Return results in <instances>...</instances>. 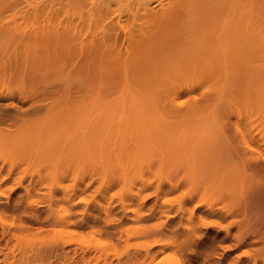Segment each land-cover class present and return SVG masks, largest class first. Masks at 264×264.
<instances>
[{
  "label": "rangeland",
  "instance_id": "rangeland-1",
  "mask_svg": "<svg viewBox=\"0 0 264 264\" xmlns=\"http://www.w3.org/2000/svg\"><path fill=\"white\" fill-rule=\"evenodd\" d=\"M17 1L18 0H15V1L14 0H0V56L5 58V59H3L2 57H0V88L1 89L3 88L2 90H5V91H7L9 89L12 91L15 90V92H14L15 95L13 96V98H11V97L0 98V112L4 113V115L2 114L3 115L2 118H0V143L2 142V144H0V149H1V147L3 148L2 150H0V165H1L0 166V179H2V180H0V182H1L0 183V264H80V263L81 264H91L93 262H94L93 264H108V263H110V264H175L176 262H178L179 264H181V263L182 264H264V258H262V257H264V205H262V204H264V195H262V194H264V172H261V170L264 171V165H262V166L260 165L261 164L260 162H262V164H264V155H261L260 158L258 159L259 163L252 161V163H253L252 164L248 159H246V157H247L246 153H247V155L249 154V157H250V151L251 150L246 148V147L244 148L245 144H243L242 141L240 140L241 136H240V133H238V131L240 129L241 130L245 129L244 132L248 131V135L246 132L245 133H246V135L249 139V142L251 144L250 148L256 149L258 152H261L262 154H264V142H262V141H264V138H262V137H264V131H262V127H264V122H262V121H264V120L259 122V120H261L260 117L262 119H264V113L261 112V107L258 106V104L260 105V103H258V101L256 99L258 96L257 97L253 96V94L256 92L255 89H257L258 87H259L258 88L259 90L257 89L258 91H261V89L264 90V86H262V85H264V82H260V79H262V81H264V48H261L260 51H256V52H252V50L255 51V49H257V48H255V49L249 48L251 50V52H249V53L247 52L250 55H247L249 58L246 60L247 61L249 60L250 63H249V61L246 63L247 69L246 68L240 69V67H238L240 65L242 67H245V66H243V65H245L244 63L246 62V60L244 61V57H245L244 56L243 58H241L242 61L240 60L241 62H244V63L239 62L237 65L238 69H240L242 71L237 70V75H236L237 77L233 76L234 78H233L232 82H231L232 79L230 80V77H229L230 81L228 80L229 81L228 83L231 82V84H229L231 87H228V83L225 84V85H227L228 88L226 86H223L224 88L226 87L227 90L223 89L224 93H222V91H221V93H220L222 95L221 99L219 98L220 96L217 97L218 93L215 91V90H217V88L212 89L217 93V95L214 97L219 98L217 101L216 100L217 98L214 99L212 97V99H214V102L217 101V104H218V102L220 105L222 104L221 107L223 106V103H225V102L227 103V104L226 103L224 104V106H225V108L223 107L224 111L220 107L222 110L223 116H221L222 114L219 113L220 117H219V119H216L217 122H218V120L219 121L221 120L218 123H220L219 128H220V126L221 127L223 126L222 128H220L223 130H220L219 133L216 132V133L211 134L214 137V139L212 138V142L210 141L211 139L208 140L209 145L211 147L208 145V141L205 142L207 144L202 143V145H201V143L198 142L199 144L197 146L199 147V149L197 147H195L196 150L194 149L195 153H196V151H198L197 152L198 155H197V153L196 154L194 153V155H193V158L195 157L197 160V157H198V160H199V161L197 160L198 161L197 162L195 160V158L193 159L196 162L197 170L194 167L195 165L193 166L190 164L191 167L193 166L191 168V170L193 169V171L195 172L194 177L192 176V174L190 176L194 179L192 181V180H190V177L189 178H187L188 176L184 177L185 174L187 175L188 173H191L190 171H188L189 168L186 169V166L184 164V162H186V157H185V161H184V158H182L181 156H179V157L182 159V161H180L178 159V157H176L177 155H181L183 153V150L181 151L179 149V151L182 152V153H179V151L177 150L178 149L177 147H176L177 149H174L175 151L171 148L173 146L169 147V148H171V150L168 149L167 143H168V140L171 141V139L167 138V140L165 142V141H163L164 138L162 139L159 136V138L156 139V137H155V139H152L153 141L150 140L151 143L149 141H148L149 142L148 143L145 140L146 138L144 139L143 138L144 136L142 134H139V136H141V137L140 138L137 137V138H139L137 141L133 137V140H134L133 141L132 137H130V135H132L133 132H130V134L128 132L129 139H128V134L126 132L124 133V131L120 132V134L122 133L120 136L118 133V125H119V124H117L118 122L116 123V125H114L115 124L114 121H113L114 123H112L111 121H106L104 123L105 124L104 125L103 124L104 120L102 121V119H100V118L97 119V117H95L94 119L91 118L90 121H93L91 123L89 121L91 126L89 125V127L87 126L88 128L86 127L87 129L85 128L87 130V132H89V130L91 129L90 133H89L91 135V137L88 138V135L86 137L84 135V134H87L86 132H84V134L82 133V129H84V128L83 127L80 128V124L77 125L78 124V121H76L77 118L76 119L73 118L74 117L73 113L76 112L75 109H78V106H79V109L81 107V105H79V104L82 103L84 106V104H86L87 101H88L87 103H90L89 102L90 97L92 98V96L96 95V93L94 94L95 89L97 90V94L101 93V95L102 96L104 95L105 98L108 96V98H106V99H109L110 97L111 98L114 97L118 91V88H117L118 86L116 87V85H114V83L108 84L109 85L108 86V85H105L106 81L103 82V84H102L103 79L101 80V77L106 76V75H104V76L102 75L103 71H104L102 69L107 68L108 66L110 68V65L112 66V63L110 64V62H108V61H106V62L101 61L100 64L101 63L102 64L101 65L98 64L100 66V69H98L99 66L97 68H95V66H97V65L94 66V64L96 62L97 63L99 62V58H96V56L94 55L93 57H95V58L92 59L94 61V63L92 62V64H91L89 61V59L92 58V55H91L89 59L87 56L84 57L85 59L83 58L84 60H86V62L82 60L81 62H83V63H81V62L79 63L82 68L80 66H77V68L74 67V65L77 64L76 61L78 60L75 58V55H73V57L71 56V54L76 53V50H74V48H76L74 45L75 41H74V39L71 40V37H69L70 35L68 36V35L64 34V37L66 38V40H65V38L62 36V34L64 32L63 31H62L63 33L60 32L62 34H59V32H58L62 29L60 24L58 25L59 20L61 21V19H62V18L60 19V15H61L60 12L62 10L61 5H65L67 8L66 9L67 11L64 10V12H66V13L63 12L65 15V14H67V12H71V11H68V7L70 9V6H71L70 3L72 0H69V2H68V0H66V1L65 0H61V1L60 0H56V1L55 0H47V1H49L47 3H50V1H51L52 4H49V6H51V8L53 7L52 9L49 7L50 10H48L47 13L37 14L39 16H37V15L32 16V14H30V15L26 14L25 15L26 18L22 14L23 12L22 13L19 12L20 11L19 9H21V7H22L21 10H23L24 8L26 9V6L29 7L28 5L30 3L32 4V2L34 0H31V1L28 0V2H27V0H24V1H26L25 4H24L23 0H22V4H21V0H19L20 5L15 4V2L19 3ZM57 1L59 2V4L57 3ZM253 1H256V0H253ZM261 1L264 2V0H261ZM261 1H259V3L255 2L254 4L255 5L256 4L264 5V4H262ZM66 3H68V5ZM13 4H15V5H13ZM9 6H11V7H9ZM15 6H17V7H15ZM49 11H50V13H49ZM76 11L72 14L73 18H75L76 16L79 15ZM63 13H62V15H63ZM40 14H41V17H40ZM20 15H21V17H20ZM22 15L24 18L22 17ZM62 15H61V17H62ZM72 15H71V17H72ZM17 28H19V29H17ZM13 29H14V32H13L14 34L12 33ZM55 29H57L56 30L57 32H55ZM17 32L19 33L18 35H16ZM28 32H29V34H27ZM36 34H38V36ZM28 35H30L32 38H30V36H28ZM15 36H17V37L20 36L18 38V40L20 39L19 42L16 41L17 38ZM59 36H61V37H59ZM66 36L69 37L70 39L67 38ZM22 37H24V38H22ZM57 37H58V41H57ZM21 39H24V41ZM30 39H32V40H30ZM21 41H23V42H21ZM65 41H67V42H65ZM59 42H61V44ZM66 44H67V46H66ZM59 46L63 47V48L60 47L61 50H64V51L67 50V51H65L66 52L65 53L66 58L68 59V57L70 58V56H71V58H70L72 60L71 66L76 68L75 70H73L74 73L71 74V77H70V73L73 72L71 70L73 67L71 68V66L68 65V63H69L68 61H70V59L67 61L68 63L66 64L65 62L67 59L64 57H61L60 54H62V53H60L61 50H60ZM26 47H28V48L30 47L29 50H26L27 49ZM66 47H67V49H66ZM252 47L254 48V45ZM26 51H29V52H26ZM64 51H63V54H64ZM4 54H5V56H4ZM63 54H62V56H63ZM25 55H26V57H25ZM67 55H68V57H67ZM14 57H16V58L14 59ZM77 57H78V55H77ZM1 58H2V60H1ZM7 58H9V59H7ZM63 59L64 60L66 59V60L63 62V61H61ZM11 62H13V63H11ZM20 63L22 64V66ZM108 63L110 65H108ZM248 63L250 64V67L247 66ZM64 64L66 66H64ZM82 64H83V66H82ZM85 64H87V65H85ZM4 65H5L6 69L3 68ZM16 65L21 66L20 69ZM103 65H105V66H103ZM68 66L71 69H69V68L67 69ZM88 66H90V67H88ZM12 67H13V69H12ZM63 67H66V68H63ZM78 67L81 68L80 72H79L80 68H78ZM237 67H236V69H237ZM64 70H65V72H64ZM98 71L99 72L102 71V72L99 73ZM107 71L108 70L106 69L104 71V73L107 74ZM243 71H245V73ZM246 71L249 73V76H248L249 79H248V77H246L248 74ZM79 73L81 74L80 78L82 77L81 78L82 80L80 78H78ZM82 73H84V76ZM250 73H251V75H250ZM60 74H63L64 76L63 75L61 76ZM67 74L69 75V77H68L69 80L66 78L68 76ZM74 74H75V77H77L76 79H75V77L72 78L74 76ZM10 75H12V76H10ZM65 75H66V77H65ZM60 77L62 79L65 78V80L61 81ZM231 78H232V76H231ZM75 80H77V82H78V83L77 82L76 83L79 85V89H78V85L77 86L75 85L76 84L74 82ZM83 80H85V81H83ZM89 80H91L93 83H96L98 87H95L96 85H94ZM108 80H107V82H108ZM249 80L252 82V84H251V82H249ZM253 80H255V82H258V83H255L256 84L255 85ZM68 81L71 82V85H70V83H68ZM110 82H112V81H110ZM7 83H8V86H7ZM72 83H74V84L72 85ZM91 83L94 85L93 88L91 87L93 85L89 86V84H91ZM247 83H250L251 86L254 85L255 87L252 86L250 89V85L248 84L249 85L248 86ZM83 85H84V87H83ZM246 85H247V90H245ZM11 86H12V88H10ZM72 87H73V91H72ZM1 89H0V92L2 91ZM65 89L71 90V91H69V93H68V91ZM53 90H56V93L53 92ZM202 90L205 91V90H209V89H204V88L193 89L194 93H192L193 91L185 90L186 93L184 92L183 94H181L182 96L180 95V97H182L184 99H180V100L188 101L189 99H192L191 97H189V95H191L192 97L196 96V98L198 97L197 99H199L201 97L200 95L202 94L201 93ZM225 90H226V92H225ZM65 91H66V93H65ZM76 91H78V92H76ZM248 91L250 93L247 95H249V97L251 96V100H254V101L250 100L252 102V104L255 103V105H253V106H251V102L249 101V99H247L249 97L247 95L244 96L246 94V92H248ZM251 91H253V94ZM41 92H43V93L41 94ZM45 93L48 96H46ZM74 93H76V94L78 93L79 95L77 94V96H76ZM211 93H213V91ZM60 94L61 95L63 94L62 97ZM214 94H212V96ZM224 94H227V95H224ZM235 94H238L237 96H239V97H236ZM257 94H259V93H257ZM54 95H56V96H54ZM65 95H67V96H65ZM68 95H69V98L67 100L66 97H68ZM58 96L60 98H58ZM83 97H84V99H83ZM252 97H254V98L252 99ZM244 98H245V102L243 101ZM35 99H37L38 101H36ZM42 99H46V101L43 103H45L47 106L45 104H43L44 106L41 104ZM57 99H62V100H60V102L61 101L62 102L59 103V100H57ZM75 99L78 101L82 100V102L79 101L80 103L79 102L77 103V101ZM85 99H87V100H85ZM31 100H33V101L35 100V102H37V103H34L36 106L34 104H31V102H30ZM47 100H48V103H47ZM84 100H85V102H84ZM258 100H260V99H258ZM11 101L15 102V105H13L15 107H13L12 105L10 106L8 104ZM65 101H66L67 105L65 104ZM222 101H223V103H222ZM255 101H257V102H255ZM249 102H250V104H249ZM49 103L50 104L52 103L51 105H53L54 108L52 107L49 109V105H50ZM69 103H70V105H69ZM231 103L233 106L231 105ZM228 104H229V106H227ZM5 105L6 106L9 105V106L6 107ZM33 105L38 110H35L36 108H33L34 107ZM74 105H77V106H74ZM255 106H257L258 108ZM69 107L73 108V110H74V111L72 110L73 113H70V115H69V111H71V109L69 110ZM86 107H87V105H86ZM158 107L160 109L162 108L159 105H158ZM252 107H254L255 109L257 108L258 112H257V110L255 111L254 108L252 109ZM61 108L62 109L65 108V109L62 111ZM59 109H61V110H59ZM249 109H250V111H249ZM19 110H20L21 114L19 113ZM48 110H50V111H48ZM225 110L228 113L225 112ZM252 110H254V113ZM2 111H4V112H2ZM86 112H88L87 109H86ZM216 112H218V111H216ZM256 112H257V114H255ZM66 113L69 117L66 115ZM83 113H85V111L81 112V114H82L81 116H83V118H84L85 115H83ZM229 113H230V115H229ZM250 113H251V115H250ZM64 114L66 116H64ZM75 114H80V113H75ZM87 114L89 116V113H87ZM237 114H238V117H237ZM42 115H44V116H42ZM47 115H48L50 120H48ZM227 115H229V116H227ZM15 116L16 117L18 116L16 121H15V119H16ZM81 116H79L80 120H82ZM88 116H87V118H88ZM256 116H258V117H256ZM10 117H12V118H10ZM19 117H23V118L20 119ZM79 117H78V120H79ZM61 118L63 119L62 120L63 122L60 120ZM51 119L54 120V121L52 120V122H54V123L51 122ZM64 119H66V120L64 121ZM251 119H253V120L251 121ZM58 120H59V123H58ZM80 120H79V122H80ZM88 120H89V118H88ZM100 120H101V122H100ZM256 120H257V122H256ZM84 121H86V120H84ZM98 121H99V123H96ZM223 121H225V122H223ZM67 122H69V123H67ZM94 122H95V124H94ZM261 122H262V125H260ZM85 123L86 124L83 123V125H87L88 122H85ZM109 123H111L112 126L114 125L115 128H113L112 126H109ZM237 123H238V125H237ZM253 123L254 124L256 123L255 126ZM56 124H58V125H56ZM66 124H69L70 127ZM223 124L226 125L225 128H224ZM51 125H53V127ZM72 125H74V126H72ZM76 125H77V127H76ZM102 125H103V127H102ZM66 126H68V127H66ZM104 126H105V128H104ZM77 128L81 129V131H79V129H77ZM102 128H104V129H102ZM217 128H218V126H217ZM236 128L239 130H237ZM258 128H261V130ZM21 129H24V130L22 131ZM69 129H71V130H69ZM74 129L78 130L79 132H77V131L75 132ZM62 130H64L63 133H61ZM103 130H107V131H105L108 134V136L106 135L107 136L106 138L104 136V134H106V133H104V134L102 133ZM33 131H35V132H33ZM44 131H46V132L44 133ZM261 131H262V133H261ZM70 132H72V133H70ZM80 132H81V134H79ZM108 132H110L111 135ZM228 132H230V133L228 134ZM258 132H260V134H257ZM41 133H43V134H41ZM67 133H69V134L66 136ZM73 133H76V134H74V136H73L72 135ZM233 133L236 135V137H235V135H233ZM33 134H35V135H33ZM48 134H49V136H48ZM78 134L80 137H78V136L76 137V135H78ZM18 135L20 136V138ZM41 135H43V136H41ZM113 135H114V137H113ZM258 135H260V136H258ZM31 136H32V138H31ZM34 136H36V137H34ZM83 136L86 137V142H88V141H89L88 143L91 142V145H89L88 143H85V139H82ZM97 136H99V138H100L99 140H98ZM100 136L101 137L104 136V137L101 138ZM230 136H232V137H230ZM73 137H76L77 140L76 139L74 140ZM108 137H111V138H108ZM115 137H117L116 141L114 140ZM1 138L3 139V141ZM8 138H9V141H8ZM25 138H27V139H25ZM63 138H65V140H63ZM141 138H143V139H141ZM232 138H235V139L232 140ZM48 139H50L51 142ZM223 139H225V140H223ZM258 139H260V140H258ZM40 141H42L43 143ZM48 141H49V144H48ZM61 141H62V144L60 143ZM75 141L79 142V143H76ZM98 141H100L101 143ZM113 141H115V142H113ZM122 141H124V142H122ZM127 141L129 143H127ZM188 141H190V140H188ZM134 142L136 144L135 146H134ZM162 142H165V143L162 144ZM3 143H5V144H3ZM64 143H66V144L64 145ZM131 143H132V145H131ZM141 143H142V145H144V146H142V148L144 147L145 150L147 151V153L145 150L141 151L142 150ZM173 143L175 144L176 142L173 141ZM191 143H192V141H191ZM45 144H47V146ZM79 144H82L81 151L79 150L81 145L77 146ZM87 144L89 145L88 146L89 148L86 147ZM127 144L128 145L130 144L129 145L130 147ZM151 144H153V145H151ZM186 144L190 145L188 142ZM203 144L205 147L203 146ZM171 145H173V144H171ZM227 145H229V146H227ZM59 146H60V149H59ZM113 146H114V149H113ZM202 146L205 148V150L203 149ZM46 147H49V148H47V151L45 150ZM62 147L65 149L62 150ZM77 147H79V148H77ZM90 147H91V149H90ZM137 147H139V148H137ZM5 148H6V150H5ZM105 148H107V149H105ZM108 148H109V150H108ZM132 148H133V150H132ZM155 148L159 149V150H157V152H156ZM225 148H226V150H225ZM84 149H86L85 152H84ZM98 149H99V151H98ZM58 150H60V152L62 150L63 153L57 152ZM64 150L68 151V153ZM107 150H108V152H107ZM117 150H119V151L116 153ZM232 150H233V153H232ZM3 151H5V152H3ZM87 151L88 152L91 151V152L88 153ZM134 151H136L137 155L139 153L140 154L142 153L141 155H143V153H146L147 159H144V160H147L148 162L147 161H146L147 163L141 162L143 159V156L140 157V155H139L137 157V155H136V157H134L135 156ZM227 151H229V152H227ZM247 151H249V153ZM80 152L81 153L84 152V153L81 155ZM158 152H161V154ZM168 152L169 153L174 152L175 154L176 153L177 154H176V156L174 154L173 155L171 154V156H170V154ZM87 153L90 155V157H91V158L89 157L90 159L88 158ZM98 153H99V156L101 155L102 160L100 159V157L98 159V156H96V154L98 155ZM164 153L167 154L168 156L165 155ZM226 153L228 155H226ZM244 153H245V155H243ZM27 154H29V155H27ZM39 154L41 156H43V155L44 156L41 158V156H39ZM104 154L107 155L108 157L105 156ZM111 154H113L114 156L111 157L112 156ZM59 155H60V160L58 159ZM128 156L129 157L132 156V157L129 158ZM212 156L214 158H212ZM244 156H246V157H244ZM31 157H33V159H31ZM51 157H53V158H51ZM56 157H58V158H56ZM114 157L116 158V162H114L115 161ZM121 157H122V160H121ZM169 157L170 158L173 157V159H176L177 161L175 160V163L176 162L177 163L174 164L172 162L173 159L170 160ZM209 157H210V159H209ZM231 157H233V158H231ZM238 157H240V158H238ZM242 157H244L245 160ZM35 158H36V160H35ZM50 158H51V160H50ZM95 158H97L98 162L100 161L99 164L97 163ZM112 158H113V160H111ZM125 159H127V160H125ZM189 159H187L188 160L187 163L188 162L191 163L189 161ZM228 159H233V160L230 161ZM239 159H241V160H239ZM93 160L95 161V164H94ZM105 160H108V161L110 160V161L108 162ZM117 160H119V162ZM178 160L180 161L179 166H178V164H179ZM243 160L245 162H243ZM57 161H59V162H57ZM124 161L125 162L127 161L128 163L126 162V165H125ZM229 161L232 163H229ZM4 162H6V163H4ZM54 162H55V164L56 163H58V164L55 165ZM74 162H75V164H74ZM117 162L119 164H121V167L119 166V164ZM181 163H182V165H181ZM243 163H244V165H243ZM248 163H249V165H248ZM109 164L111 166H109ZM188 164H187V167H188ZM208 164L211 165L210 169H208V167H207V166H209ZM232 164H233V166H232ZM44 166H46L47 168H45ZM182 166H183V168H182ZM198 166H199V168H198ZM232 167H233V169H232ZM259 167L262 169H259ZM249 168H251V169H249ZM4 169H5V171H4ZM122 169L124 170V173H123ZM234 169H235V171H234ZM107 170H108V172H107ZM177 170L179 172L180 171L181 172L179 173ZM208 170H209V172H208ZM212 170H214V171L212 172ZM120 171H121V173L119 174L118 172H120ZM182 171H183V173H182ZM222 171L224 173H221ZM104 172L107 173V174H105L106 176L103 175ZM253 172H254V174H252ZM116 173H118V174H116ZM123 174H125V176L127 177L126 179H123L124 178L122 176ZM174 174H176V175H174ZM196 174L199 176H197ZM211 174H213L212 177H214V179L211 177ZM256 174H258V175H256ZM5 175H6V177H5ZM219 175H221L223 178L221 179L220 178L221 176H219ZM254 175H256V176H254ZM206 176H208L210 179L208 177L206 178ZM249 176H251V177L253 176V179ZM129 177H130V179H129ZM180 177L184 178L182 181L183 182L182 186L179 185L174 189H173V187L171 188L170 183H169L170 180L174 179V178L179 180ZM181 178H180V181L182 180ZM196 178L198 180H196ZM205 178H206V181H205ZM211 178L213 181H210ZM216 178L217 179L220 178V180H216ZM159 181H161L160 183L162 184V186H164L163 188L165 190H163L162 188H160V190H158L159 187H156V186H159L158 185ZM190 181H191V183H190ZM200 181H202L203 183L205 181L204 184L206 187H204V185H202L203 183ZM142 182H143V184H142ZM188 182H189L190 187L188 186ZM212 182L215 183V184L213 183V185H215V186L220 185L219 188H217L218 186H216V187L214 186L216 191H214L215 190L214 188H213L214 190L212 188H207L208 184L212 183ZM156 183H157V185H156ZM185 183H186V185H185ZM195 183H198V184H195ZM151 184H153V186ZM161 184H160V186H161ZM192 184L195 186H193ZM257 184L260 185L261 187L258 186ZM183 185H185V188H183ZM142 186L145 190L142 188ZM149 186H150V188H149ZM198 186H201V188L198 189L199 188ZM77 187H82L79 195L81 196V198H83V200L80 201L77 205H75V208H74V205H72L74 203L72 201H74V198L76 197V195H74L76 193H74V192H76ZM84 187H86V188H84ZM210 187H213V186H210ZM154 188L158 191H156ZM204 188L205 189L207 188V189L205 190ZM239 188H241V191H239L240 190ZM256 188H257V190H256ZM70 189L72 191H70ZM195 189L200 190V191H195ZM67 190L69 193L67 192ZM140 190H141V192H140ZM153 190H155V192H153L155 195L152 193ZM161 190H163V191H161ZM134 191H136V192H134ZM45 192L48 195H46ZM158 192H162V193L159 194ZM201 192H204V194L202 193L203 197H201ZM188 193H191V194H188ZM209 193H211V194H209ZM222 193H225L226 198H225V195H222ZM232 193H234V194H232ZM197 194H198V197L193 196V195H197ZM62 195L64 196V198ZM68 195H70V196H68ZM146 195H147V198L145 199ZM139 196L140 197L142 196L145 200L141 199L142 197L139 198ZM192 196L195 197V200L198 198L202 202H204V204L199 205L200 206L199 209H193L192 206L195 204L197 205L198 202L195 203L197 201L196 200L194 203H192L194 201ZM261 196H262V198H261ZM163 197L164 198L166 197V198L163 199ZM211 197L214 200H211V202H210ZM223 197H224V199H223ZM67 198L69 200H67ZM136 198H138V199H136ZM207 198H209V199H207ZM139 199H140V201L143 200V203L141 202L143 204V207H142V204H140ZM174 199H176V200H174ZM180 199L181 200H187L188 211L186 213L181 212V211H177V213H176V209H177L176 206H177ZM205 199H207V201L209 200V203L207 201H205ZM70 200H72L71 201L72 203L70 202L71 205H70V203H68V201H70ZM123 200H124V202H123ZM85 201H87V203ZM120 201L123 204H127V205H125V208H127L129 210H127V209H126L127 211L124 210L127 213L122 211L121 207L123 206V204L120 203ZM201 201H199V202H201ZM213 201H214V203H213ZM135 202L139 203L138 204L139 206ZM162 202H163V204L167 203V205L164 206L162 204ZM259 202H260V204H259ZM207 203H208V205H207ZM235 203H237V204H235ZM120 204H122V206ZM152 204H153V206H152ZM155 204H157V206ZM159 204L160 205L162 204V207ZM240 204L242 207L240 206ZM118 205H119V207H118ZM146 205L148 207H146ZM154 206H156L155 207L156 211L153 213ZM166 206H168V207H166ZM205 206H206V208H205ZM207 206L209 207L208 209H207ZM210 206H211V208H210ZM228 206H230V209ZM160 207H161V211H158L160 209ZM165 207L167 208L166 209L167 211L165 210ZM227 207H228V211H226ZM150 208H151V210H153L152 212H151ZM162 208H163V210H162ZM133 209H134V211H133ZM168 209H171L169 211L170 215H172L174 212L175 217L172 215V217H174V219H172V217H170V216H169V219L167 218L168 217L167 216L168 215L167 214ZM206 209L208 210V212L206 211ZM164 210L166 211V214H165ZM59 211H60V213H59ZM67 211L71 213V214L69 213L70 216L67 214ZM163 211H164V213H163ZM225 211H226V213H224ZM65 212H66L67 216L65 215ZM106 212L109 214L108 216L106 215L107 214ZM123 212L125 215L126 214L127 215L126 216L123 215L122 214ZM201 212L202 213L204 212L203 215L201 214ZM236 212H237V214L235 215ZM161 213H163V214H161ZM229 213L231 214V216ZM60 214L61 215L64 214L65 216H61ZM117 214H118V216H117ZM204 214H206V215H204ZM89 215H91V216H89ZM148 215H150L151 217ZM238 215H239V217H238ZM83 216H86V217L88 216V218H89L88 222L86 224H84L83 226H78V225H74V224H71V225L67 224V222H71V220L76 221V220L80 219V217H83ZM31 217H33V218H31ZM91 217H92V219H90ZM58 218H60V219H58ZM131 218H132V220H131ZM170 218H171V220H170ZM119 219H121V220H119ZM165 221L168 225H166ZM168 221H171L170 222L171 224ZM172 221H174L175 223ZM261 221H262V223H261ZM172 223H174V225H172ZM176 223H178V224H176ZM259 223H261V224H259ZM182 224H184V225H182ZM156 225H158V226H156ZM149 226H150V229H152V230H149V228H148ZM169 226H172L171 227L172 229H174L175 227L178 228V231L180 229L183 236L181 235L180 231L178 234V231L176 228H175L176 231L175 230L173 231L171 228H169ZM181 226L182 227L187 226V227H189V230L191 228V231H193L195 229L197 231L195 230V232L193 231V233L192 232L189 233L191 235H188L186 237L188 228L184 227L185 228V231H184V229L183 230L181 229L182 228ZM190 226H192V227H190ZM186 228H187V230H186ZM168 229H169V231L172 230L174 232V233L170 232V234H172V236H174L175 233H177L179 236H181L178 238H180V239L183 238V239L179 240L182 243V244H180L181 246H179V248L177 246L174 247L173 244L171 247L170 243L167 244V246H169L168 248H166L167 247L166 245H165V247H162V244H160L161 246L160 245L159 246L161 247V249L157 244H153V245L150 244V243H152V241H154V239H159L157 237L159 236L158 232L160 230H161V233H167V235H165V236L163 234H160V237H161V235L164 236L163 240H165V237L169 238V236H171V235L168 236V233H169ZM165 230L168 232H166ZM182 231L186 232V233L183 234ZM143 232H145V233L147 232L148 234L145 235V233H143ZM60 233L63 236L62 235L60 236L59 235ZM154 233L155 234L158 233L157 237H156V235H151ZM57 235H59V236H57ZM68 235L73 236V237H71V239L73 238L72 240H75V242L71 241V239H69L70 237ZM184 235L186 237L185 238L186 243L184 242V245H183ZM175 236L177 238V235H175ZM175 236H174V239H175ZM162 237H161V239H159L161 241V243H162ZM101 239H103V241ZM104 239H105V241H104ZM169 239H171V241H173L172 238H169ZM68 240H70V241H68ZM166 240H168V239H166ZM165 241H163V243ZM177 241L178 240L176 239V242ZM179 241H178V243H179ZM174 242H175V240H174ZM82 243H84V244H82ZM95 243H98V244H95ZM105 243L107 246L105 245ZM165 243H167V241ZM82 245L86 246V247H83ZM149 245H152V246H149ZM175 245H179V244L176 243ZM145 246H147L149 249L151 247V249H150L151 251L149 249H145V248H147ZM185 246L186 247L189 246V247L186 248ZM100 247L103 249H101ZM183 247L185 250L183 249ZM164 248H165V250H164ZM32 249H35V250H32ZM37 250H38V252H37ZM146 250H149V252L147 253ZM158 250H159V252H158ZM160 250H162V251H160ZM100 251H102V252H100ZM107 251H109V252H107ZM147 254H149V255H147ZM161 255L163 256V258ZM145 257H146V259H145ZM150 257H151V260H150ZM159 257H161L160 259H162V260L164 259L165 262L160 261ZM105 258H106V261L104 260ZM175 258L177 259L176 261H175ZM85 259H86V261H85ZM87 259L89 260V262L87 261ZM5 260H7L9 262H7Z\"/></svg>",
  "mask_w": 264,
  "mask_h": 264
},
{
  "label": "bare ground",
  "instance_id": "bare-ground-1",
  "mask_svg": "<svg viewBox=\"0 0 264 264\" xmlns=\"http://www.w3.org/2000/svg\"><path fill=\"white\" fill-rule=\"evenodd\" d=\"M15 1V0H14ZM24 1V0H23ZM29 1H31V0H29ZM56 1V0H55ZM61 1V0H60ZM66 1V0H65ZM253 0H72L71 1V3H70V9H69V7H68V11H71V12H67V14H65L64 15V13H66V12H64V10L65 11H67L66 9V6L65 5H61V12L63 13V15H62V13L60 12V14L62 15V17H61V15H60V19H61V21L59 20V23H58V25L60 24V26L62 27V29L60 30V31H58L59 32V34H62L63 32V34H62V36L64 37V34L65 35H70L69 37H71V40H73L74 39V41H75V47L76 48H74V50H76V53H73V54H71V56L73 57V55H75V58L76 59H78L76 62H77V64L76 65H74V67H76L77 68V66H80V62L83 60V61H85L86 62V60H84L85 58V56H87L88 57V59L90 58V56L92 55V58L91 59H89V61H90V63L92 64V62L94 63V61L92 60V59H94L95 57H93L94 55L96 56V58H99V62L97 63H95L94 64V66L95 65H97V66H95V68H97L99 65H101L100 64V62L102 61H104V62H106V61H108V62H110V64L112 63V66L108 63V65H110V68H109V66L107 67V68H103L102 70H108L107 71V74L109 75H107L106 73H104V71H103V76L104 75H106L105 77H101V80H102V84H103V82H105V85H108V84H113L114 83V85H116V87L118 88V91H117V93H116V95L114 96V97H110L109 99H106V98H108V96L105 98V96L103 95H101V93L99 94H97V90L95 89V92H94V94L96 93V95L95 96H92V98L90 97V103H87L86 102V104H84V106H83V104L81 103V104H79V105H81V107H80V109H79V106H78V109H75V111L76 112H74L73 113V108H70L69 107V110L71 109V111H69V115H70V113H73V115H74V117L73 118H77V120L76 121H78V124L77 125H79L80 124V128H86L87 126L89 127V125H90V123L91 122H93V121H90L91 120V118H95V117H97V119H102V121L104 120V122H103V124L106 122V121H111L112 123H114L115 122V124L114 125H116V123L117 124H119L118 125V133H119V135L121 136V134H120V132H122V131H124V133L126 132L127 134H128V132H129V134H130V132H133L132 133V135H130V137H132V140H133V137H134V139L137 141L141 136H139V134H142L144 137V139L148 142H150V140H152V139H155V137H156V139L157 138H159V136H160V138H164L163 139V141H165L166 142V140H167V138L168 139H171V141L170 140H168V143H167V147H168V149H170L171 150V148L174 150V149H177L178 151H179V149L182 151L183 150V153L181 152V151H179V153H182L181 155H177L176 156V154L173 152V153H169L170 154V156H171V154L173 155H175L176 157H178V159L180 160V161H182V159L179 157V156H181L182 158H184V161H185V157H186V162H184V164H185V166H186V169L187 168H189L188 169V171H190L191 173H188L187 175L185 174V176L184 177H186V176H188L187 178H189L190 176H191V174H192V176L194 177V171H193V169L191 170V168L194 166L195 168H196V170H197V165H196V162H195V160H196V158H195V160H193L194 158H193V155H194V151L196 150L195 149V147H197L198 149H199V147L197 146L199 143H201V145H202V143H204V144H207V143H205V142H207L208 140H210L211 142H212V138L214 139V137H213V135H211L212 133H216V132H220V130H223V129H220V128H222L221 126H220V128H219V124L220 123H218V122H220L219 120H218V122H217V120L216 119H219V113H221L222 115L221 116H223V113H222V110L224 111V108H225V106H224V104L226 103H223V101H222V103H223V106L221 107V105L219 104V102H218V104H217V101H218V99L220 98H222V95L220 94L221 93V91H222V93H224V90L223 89H226V87H227V85H225V84H227L231 79V82L233 81V78L237 75V70H239V71H242V70H240L241 68H246L247 69V67H246V63L249 61H247L246 59H248L249 57L247 56V55H250V54H248L249 52H251V50L249 49V48H251V49H255V48H257V49H255V51L254 50H252V52H256V51H260L261 50V48H264V5H261V4H254L255 2H257V3H259V1H261V0H256V1H253ZM17 2H19V0L17 1ZM27 2H28V0H27ZM46 2V3H45ZM47 2H49V1H45V0H34L33 2H32V4L30 3H28L29 5V7H27L26 5V9L24 8L23 10H21L22 9V7H21V9H19L20 11L19 12H23L22 14L25 16L26 14L28 15H30V14H32V16L34 15V16H36L37 14H39V13H42V14H45V13H47L48 12V10H50L49 9V7L51 8V6H49V4H52L51 3V1H50V3H47ZM64 2V1H63ZM68 2H69V0H68ZM262 2V1H261ZM260 2V3H261ZM26 3V1H24V4ZM57 3L59 4V2L57 1ZM56 3V4H57ZM61 3V2H60ZM15 4H19L20 5V2L19 3H16L15 2ZM15 4H13V5H15ZM21 4H22V0H21ZM67 5H68V3H66ZM262 4H264V2H262ZM4 5V4H3ZM6 5V4H5ZM60 6V5H59ZM9 7H11V6H9ZM13 7V6H12ZM15 7H17V6H15ZM14 8V7H13ZM20 8V7H19ZM28 8V9H27ZM53 8V7H52ZM51 8V9H52ZM47 10V11H46ZM79 14L78 16H76L75 18H73V13L75 12V11ZM58 11V10H57ZM54 12V11H53ZM59 12V11H58ZM20 13V14H21ZM49 13H50V11H49ZM56 13V12H55ZM53 14V13H52ZM23 15H22V17H23ZM71 15H72V17H71ZM37 16H39V15H37ZM43 16V15H42ZM52 16V15H51ZM20 17H21V15H20ZM40 17H41V14H40ZM24 18V17H23ZM25 18H26V16H25ZM49 18V17H48ZM9 27V26H8ZM15 29V28H14ZM14 29H13V31H12V33L14 32ZM17 29H19V28H17ZM57 29H55V32H57L56 31ZM20 31V30H19ZM34 31V30H33ZM63 31V32H62ZM54 32V33H55ZM60 32H62V33H60ZM35 33V32H34ZM37 33V32H36ZM53 33V34H54ZM14 34V33H13ZM19 33L17 32V34L16 35H18ZM27 34H29V32L27 33ZM58 34V33H57ZM56 34V35H57ZM21 35V34H20ZM37 36H38V34H36ZM55 35V36H56ZM27 36V35H26ZM28 36H30V35H28ZM36 36V37H37ZM17 39H16V41L17 42H19V40H18V38L20 37H17V36H15ZM59 37H61V36H59ZM62 37V38H63ZM67 37V36H66ZM69 37H67V38H69ZM22 38H24V37H22ZM27 38V37H26ZM30 38H32L31 36H30ZM61 38V39H62ZM65 38V37H64ZM70 39V38H69ZM21 40H23L24 41V39H21ZM30 40H32V39H30ZM65 40H66V38H65ZM68 40V39H67ZM23 41H21V42H23ZM27 41V40H26ZM25 41V42H26ZM29 41V40H28ZM57 41H58V37H57ZM65 42H67V41H65ZM73 42V41H72ZM60 44H61V42H59ZM58 43V44H59ZM59 44V45H60ZM68 44V43H67ZM67 44H66V46H67ZM28 45V44H27ZM26 45V46H27ZM254 45V48L252 47ZM257 46V47H256ZM61 46H59V48H60ZM259 47V48H258ZM27 49L26 50H29V48L28 47H26ZM61 48H63V47H61ZM61 48H60V50H61ZM66 49H67V47H66ZM70 49V48H69ZM259 49V50H258ZM249 50V51H248ZM63 51L64 50H61L60 51V53H62L63 54ZM65 51H67V50H65ZM64 51V54H63V56H62V54H60L61 55V57H64V58H66V52ZM26 52H29V51H26ZM248 52V53H247ZM15 53V52H14ZM247 53V54H246ZM25 54V53H24ZM78 55V57H77V55ZM16 55V54H15ZM4 56H5V54H4ZM71 56H70V58H71ZM98 56V57H97ZM245 56V57H244ZM0 57H2V56H0ZM25 57H26V55H25ZM60 57V56H59ZM67 57H68V55H67ZM244 57V61L246 60V62L244 63V62H241L242 61V59L241 58H243ZM3 58V57H2ZM2 58H1V60H2ZM10 58V57H9ZM9 58H7V59H9ZM16 57H14V59H15ZM18 58V57H17ZM69 57H68V59L66 60V64L68 63V65L69 66H71L72 64H71V59H70ZM84 58V59H83ZM3 59H5V58H3ZM12 59V58H11ZM24 59V58H23ZM22 59V60H23ZM70 59V61H68ZM75 59V60H76ZM13 60V59H12ZM27 60V59H26ZM25 60V61H26ZM64 59L63 60H61V61H65ZM241 60V61H240ZM10 61V60H9ZM24 61V62H25ZM59 61V60H58ZM68 61V62H67ZM2 62V61H1ZM19 62V61H18ZM62 62V63H63ZM84 62V63H85ZM244 63L245 65H243V66H245V67H242L240 64V66H238V67H240V69H238V67H237V65H238V63ZM6 63V62H5ZM11 63H13V62H11ZM81 63H83V62H81ZM249 63H250V61H249ZM247 64V66L248 67H250V64ZM2 64V63H1ZM4 64V63H3ZM7 64V63H6ZM17 64V63H16ZM21 64V63H20ZM99 64V65H98ZM85 65H87V64H85ZM3 66V65H2ZM16 66H18L19 67V69H20V67L22 66V64H21V66H19V65H16ZM61 66V65H60ZM64 66H66L65 64H64ZM69 66L67 67V69L69 68ZM82 66H83V64H82ZM103 66H105V65H103ZM14 67V66H13ZM13 67H12V69H13ZM73 66H71V68H72ZM69 68V69H71L72 71L73 70H75L76 68ZM81 67V66H80ZM80 67H78V68H80ZM85 67V66H84ZM88 67H90V66H88ZM87 67V68H88ZM236 67H237V69H236ZM3 68H5L6 69V67H5V65H4V67ZM63 68H66V67H63ZM82 68V67H81ZM81 68H80V70H79V72L81 71ZM59 69V68H58ZM98 69H100V66L98 67ZM110 69V70H109ZM236 69V70H235ZM85 70V69H84ZM21 71V70H20ZM62 71V70H61ZM68 71V70H67ZM70 71V70H69ZM235 71V72H234ZM64 72H65V70H64ZM71 72V71H70ZM99 72V71H98ZM102 72V71H101ZM101 72H99V73H101ZM109 72V73H108ZM244 73H245V71H243ZM247 72V71H246ZM10 73V72H9ZM18 73V72H17ZM72 73H74V71L73 72H71L70 73V77H71V74ZM248 73V72H247ZM255 73V72H254ZM69 74V73H68ZM67 74V75H68ZM77 74V73H76ZM83 74V76H84V73H82ZM256 74V73H255ZM22 75V74H21ZM61 76L63 75V74H60ZM78 75V74H77ZM80 73H79V76H78V78H80ZM250 75H251V73H250ZM10 76H12V75H10ZM64 76V75H63ZM231 76H232V78H231ZM234 76V77H233ZM245 76V75H244ZM249 76V73L247 74V76L246 77H248ZM65 77H66V75H65ZM69 75L66 77L68 80H69ZM75 77V74H74V76L72 77V78H74ZM229 77H230V80H229ZM237 77V76H236ZM61 78V77H60ZM77 77H75V79H76ZM82 78V77H81ZM80 78V79H81ZM86 78V77H85ZM109 80H108V79ZM66 79V80H67ZM99 79V78H98ZM247 79V78H246ZM248 79H249V77H248ZM63 80H65V78L64 79H62L61 78V81H63ZM82 80V79H81ZM107 80H108V82H107ZM229 80V81H228ZM71 81V80H70ZM70 81H68V83H70V85H71V82ZM83 81H85V80H83ZM89 81H91V80H89ZM110 81H112V82H110ZM247 81V80H246ZM254 81V84L255 83H258V82H255V80H253ZM257 81V80H256ZM66 82V81H65ZM75 83L77 82V80H75L74 81ZM81 82V81H80ZM79 82V83H80ZM92 82V81H91ZM231 82L230 83H228V87H231L229 84H231ZM249 82H251L250 80H249ZM260 82H264V81H262V79H260ZM9 83V82H8ZM8 83H7V86H8ZM61 83V82H60ZM67 83V82H66ZM78 83V82H77ZM75 84L76 86L78 85V84ZM82 83V82H81ZM84 83V82H83ZM93 83V82H92ZM89 84V86L90 85H96L95 87H98L97 86V84L96 83H93V84ZM98 83V82H97ZM74 83H72V85H73ZM250 85V83H247V85ZM251 84H252V82H251ZM94 85L93 86H91L92 88L94 87ZM206 85V86H205ZM247 85H246V87H245V90H247ZM248 85V86H249ZM256 85V84H255ZM262 85V84H261ZM62 86V85H61ZM109 86V85H108ZM223 86H226L225 88L223 87ZM252 86H254V85H252ZM251 85H250V89H251V87H252ZM260 86V85H259ZM262 86H264V85H262ZM3 87V86H2ZM69 87V86H68ZM83 87H84V85H83ZM90 87V88H91ZM208 87V88H207ZM223 87V88H222ZM227 87V88H228ZM255 87V86H254ZM253 87V88H254ZM10 88H12V86L10 87ZM67 88V87H66ZM70 88V87H69ZM68 88V89H69ZM82 88V87H81ZM91 88V89H92ZM115 88V87H114ZM197 88H204V89H211L210 91L209 90H202V94L200 95L201 97L199 98V99H197L196 98V96H191V95H189V97H191L192 99H189L188 101H182V100H180V99H184V98H182V97H180V95L181 94H183L184 92H185V90H188V91H193V89H197ZM217 88V90L219 91H217V90H215L217 93H218V95H217V93L214 91V90H212V89H216ZM220 88V89H219ZM259 88V87H258ZM257 88V89H258ZM262 88V87H261ZM260 88V89H261ZM1 89V88H0ZM3 89V88H2ZM1 89V90H2ZM7 89V88H6ZM78 89H79V85H78ZM105 89V88H104ZM231 89V88H230ZM249 89V88H248ZM255 89V88H254ZM257 89H255L256 90V94L254 93L253 94V91H251L252 92V94H253V96H258L256 99H257V101H258V103H260V105L258 104V106L259 107H261V112L262 113H264V90H262L261 89V91H258ZM40 90V89H39ZM42 90V89H41ZM65 90H67V89H65ZM109 90V89H108ZM107 90V91H108ZM227 90V89H226ZM226 90H225V92H226ZM233 90V89H232ZM5 90H2L1 92H0V98H8V97H11V98H13V96L15 95V90H7V91H5ZM17 91V90H16ZM20 91V90H19ZM45 91V90H44ZM60 91V90H59ZM58 91V92H59ZM62 91V90H61ZM68 91V93H69V91H71V90H67ZM72 91H73V87H72ZM195 91V90H194ZM194 91L192 92V93H194ZM213 91V93H211ZM18 92V91H17ZM24 92V91H23ZM49 92V91H48ZM53 92H55L56 93V90H53ZM75 92V91H74ZM76 92H78V91H76ZM100 92V91H99ZM196 92V91H195ZM208 92V93H207ZM21 93V92H20ZM43 92H41V94H42ZM47 93V92H46ZM45 93V94H46ZM50 93V92H49ZM60 93V92H59ZM58 93V94H59ZM65 93H66V91H65ZM67 93V94H68ZM186 93V92H185ZM215 93V94H214ZM250 92L248 91V92H246V94L244 95V96H246L247 94H249ZM257 93H259V94H257ZM22 94V93H21ZM48 94V93H47ZM46 94V96H48ZM52 94V93H51ZM76 96H77V94L76 93H74ZM199 94V93H198ZM212 94H214L213 96H212ZM61 95V94H60ZM63 95V94H62ZM62 95H61V97H62ZM79 95V94H78ZM81 95V94H80ZM83 95V94H82ZM100 95V96H99ZM193 95V94H192ZM217 95V97H219V98H217V97H214V96H216ZM224 95H227V94H224ZM236 95V97H239V96H237L238 94H235ZM234 95V96H235ZM26 96V95H25ZM54 96H56V95H54ZM65 96H67V95H65ZM84 96V95H83ZM86 96V95H85ZM102 96V97H101ZM182 96V95H181ZM185 96V95H184ZM242 96V95H241ZM240 96V97H241ZM248 97H249V95H247ZM64 97V96H63ZM72 97V96H71ZM188 97V96H187ZM212 97L215 99V98H217L215 101L216 102H214V99H212ZM228 97V96H227ZM235 97V98H236ZM58 98H60L59 96H58ZM68 98H69V95H68V97H66V99L68 100ZM86 98V97H85ZM179 98V99H178ZM224 98V97H223ZM254 97H252V99H253ZM83 99H84V97H83ZM92 99V100H91ZM106 99V100H105ZM175 99V100H174ZM227 99V98H226ZM247 99H249V101L251 100V96L249 97V98H247ZM258 99H260V100H258ZM36 101H38L37 99H35ZM35 100L33 101V100H31L30 102H31V104H34V103H37V102H35ZM57 100H59V103H61L60 102V100H62V99H57ZM76 100V99H75ZM85 100H87V99H85ZM85 100H84V102H85ZM225 100V99H224ZM46 101V99H42L41 100V104L43 105V104H45V103H43V102H45ZM52 101V100H51ZM54 101V100H53ZM70 101V100H69ZM77 101V103L80 101H78V100H76ZM75 101V102H76ZM244 102H245V98H244V100H243ZM251 101H254V100H251ZM250 101V102H251ZM257 101H255V102H257ZM58 102V101H57ZM80 102H82V100L80 101ZM79 102V103H80ZM228 102V101H227ZM250 102H249V104H250ZM47 103H48V100H47ZM74 103V102H73ZM236 103V102H235ZM248 103V102H247ZM10 106L12 105H15V102L14 101H11V102H9L8 103ZM50 104V103H49ZM52 104V103H51ZM50 104V105H51ZM54 104V103H53ZM65 104L67 105V103H66V101H65ZM227 104V103H226ZM8 105V106H9ZM17 105V104H16ZM35 105V104H34ZM33 105V106H34ZM46 105V104H45ZM49 105V109L50 108H52L53 107V105H51L50 106ZM60 105V104H59ZM69 105H70V103H69ZM86 105H87V107H86ZM158 105L159 106H161L162 108L160 109L159 107H158ZM231 105H232V103H231ZM237 105V104H236ZM253 105H255V103L254 104H252V102H251V106H253ZM6 106V105H5ZM8 106H6V107H8ZM30 106V105H29ZM36 106V105H35ZM33 107V108H36V107ZM44 106V105H43ZM47 106V105H46ZM74 106H77V105H74ZM73 106V107H74ZM227 106H229V104L227 105ZM233 106V105H232ZM13 107H15V106H13ZM87 109V111L88 112H86V109ZM222 108V110H221V108ZM224 107V108H223ZM255 107H257V106H255ZM48 108V107H47ZM54 108V107H53ZM236 108V107H235ZM254 107H252V109H253ZM258 108V107H257ZM257 108L255 109V111L257 110ZM62 109V108H61ZM61 109H59V110H61ZM65 109V108H64ZM64 109H62V111L64 110ZM230 109V108H229ZM14 110V109H13ZM35 110H38L37 108L35 109ZM54 110V109H53ZM52 110V111H53ZM58 110V111H59ZM73 110V111H72ZM221 112H220V111ZM236 110V109H235ZM48 111H50V110H48ZM84 112L85 111V113H83V115H85V117L83 118V116H81L82 114H81V112ZM216 111H218V112H216ZM249 111H250V109H249ZM253 111V113H254V110H252ZM2 112H4V111H2ZM225 112H227L226 110H225ZM246 112V111H245ZM257 112H258V110H257ZM257 112L255 113V114H257ZM15 113V112H14ZM19 113H20V110H19ZM75 113H80V114H75ZM87 113H89V116H88V114ZM228 113V112H227ZM260 113V112H259ZM258 113V114H259ZM4 115V113H1L0 112V118H2V116ZM21 114V113H20ZM50 114V113H49ZM55 114V113H54ZM217 114V115H216ZM225 114V113H224ZM261 114V113H260ZM16 115V114H15ZM58 115V114H57ZM66 115H67V113H66ZM65 114H64V116H66ZM226 115V114H225ZM229 115H230V113H229ZM229 115H227V116H229ZM249 115V114H248ZM250 115H251V113H250ZM6 116V115H5ZM42 116H44V115H42ZM51 116V115H50ZM62 116V115H61ZM68 116V115H67ZM79 116H81L82 118V120H80V117H79V120H80V122H79V120H78V117ZM87 116H88V118H89V120H88V118H87ZM259 116V115H258ZM258 116H256V117H258ZM18 117V116H17ZM17 117L15 116V121L17 120ZM47 117H48V115H47ZM46 117V118H47ZM56 117V116H55ZM69 117V116H68ZM237 117H238V114H237ZM236 117V118H237ZM10 118H12V117H10ZM9 118V119H10ZM20 119L21 118H23V117H19ZM37 119V118H36ZM35 119V120H36ZM70 119V118H69ZM72 119V118H71ZM260 119L261 120H259V122L260 121H262V120H264V119H262L261 117H260ZM8 120V119H7ZM46 120V119H45ZM48 120H50L49 119V117H48ZM52 120L53 119H51V122H52ZM56 120V119H55ZM61 121L63 120L62 118L60 119ZM66 119H64V121H65ZM74 120V119H73ZM72 120V121H73ZM84 120H86V121H84ZM226 120V119H225ZM239 120V119H238ZM253 119H251V121H252ZM258 120V119H257ZM257 120H256V122H257ZM3 121V120H2ZM5 121V120H4ZM13 121V120H12ZM19 121V120H18ZM47 121V120H46ZM54 121V120H53ZM69 121V120H68ZM75 121V120H74ZM89 121H90V123H89ZM114 121V122H113ZM229 121V120H228ZM245 121V120H244ZM255 121V120H254ZM7 122V121H6ZM14 122V121H13ZM50 122V121H49ZM63 122V121H62ZM70 122V121H69ZM69 122H67V123H69ZM85 122H88L87 123V125H83V123L84 124H86ZM100 122H101V120H100ZM223 122H225V121H223ZM238 122V121H237ZM262 122H264V121H262ZM262 122H261V124L260 125H262ZM16 123V122H15ZM21 123V122H20ZM30 123V122H29ZM39 123V122H38ZM52 123H54V122H52ZM51 123V124H52ZM58 123H59V120H58ZM71 123V122H70ZM96 123H99V121L98 122H96ZM108 123V122H107ZM43 124V123H42ZM48 124V123H47ZM46 124V125H47ZM50 124V123H49ZM73 124V123H72ZM94 124H95V122H94ZM111 123H109V126H112V124L110 125ZM222 124V123H221ZM254 124V123H253ZM256 124V123H255ZM255 124H254V126H255ZM39 125V124H38ZM56 125H58V124H56ZM66 125H68L69 126V124H66ZM75 125V124H74ZM74 125H72V126H74ZM77 125H76V127H77ZM99 125V124H98ZM105 125V124H104ZM108 125V124H107ZM114 125L112 126L113 128H115L114 127ZM224 125V124H223ZM237 125H238V123H237ZM259 125V126H260ZM17 126V125H16ZM52 127H53V125H51ZM65 126V125H64ZM68 126H66V127H68ZM71 126V127H72ZM85 126V127H84ZM91 126V125H90ZM108 126V127H109ZM217 126H218V128H217ZM225 126L226 125H224V128H225ZM230 126V125H229ZM244 126V125H243ZM37 127V126H36ZM70 127V126H69ZM87 127V128H88ZM102 127H103V125H102ZM19 128V127H18ZM24 128V127H23ZM49 128V127H48ZM51 128V127H50ZM86 128V129H87ZM91 128V127H90ZM104 128H105V126H104ZM104 128H102V129H104ZM111 128V127H110ZM112 128V129H113ZM125 128V129H124ZM256 128V127H255ZM17 129V128H16ZM32 129V128H31ZM34 129V128H33ZM56 129V128H55ZM62 129V128H61ZM73 129V128H72ZM77 129H79V128H77ZM82 129V133L84 134V132H86L87 134H84L86 137H87V135H88V138H90L91 137V135L89 134L90 133V130H89V132H87V130L85 129ZM228 129V128H227ZM231 129V128H230ZM237 129V128H236ZM258 129H260L261 130V128H258ZM257 129V130H258ZM22 131L24 130V129H21ZM46 130V129H45ZM67 130V129H66ZM69 130H71V129H69ZM75 130V132L77 131V132H79V131H81V129H79V131L78 130H76V129H74ZM84 130V131H83ZM126 130V131H125ZM237 130H239V129H237ZM245 130V129H244ZM244 130H239L238 131V133H240V136H241V138H240V140L242 141V143L243 144H245L244 145V148L246 147V148H248V149H250L251 151H250V157H249V154L247 155V153H246V156H244V157H246V159H248L251 163H252V161L253 162H258L259 163V161H258V159L260 158V156L261 155H264V154H262L261 152H258L256 149H252V148H250V146H251V144H250V142H249V139H248V137H247V135H248V131H245L246 133H247V135H246V133L244 132ZM17 131V130H16ZM29 131V130H28ZM41 131V130H40ZM54 131V130H53ZM63 131L64 130H62V132L61 133H63ZM105 131H107V130H103V134L104 133H106ZM227 131V130H226ZM262 131H264V127H262ZM262 131H261V133H262ZM18 132V131H17ZM33 132H35V131H33ZM46 131H44V133H45ZM112 132V131H111ZM233 132V131H232ZM24 133V132H23ZM31 133V132H30ZM50 133V132H49ZM53 133V132H52ZM70 133H72V132H70ZM99 133V132H98ZM97 133V134H98ZM101 133V134H102ZM108 133H110V132H108ZM230 132H228V134H229ZM18 134V133H17ZM32 134V133H31ZM36 134V133H35ZM35 134H33V135H35ZM41 134H43V133H41ZM69 133H67L66 134V136L68 135ZM74 134H76V133H73L72 135L74 136ZM79 134H81V132L79 133ZM79 134L78 135H76V137L78 136V137H80L79 136ZM82 134V135H83ZM129 134H128V139H129ZM136 134V135H135ZM138 134V135H137ZM223 134V133H222ZM257 134H260V132H258ZM47 135V134H46ZM51 135V134H50ZM59 135V134H58ZM61 135V134H60ZM100 135V134H99ZM108 136V134L106 133V134H104V136H105V138ZM110 135H111V133H110ZM109 135V136H110ZM124 135V134H123ZM211 135V136H210ZM233 135H235L234 133H233ZM3 136V135H2ZM16 136V135H15ZM19 136V135H18ZM41 136H43V135H41ZM48 136H49V134H48ZM65 136V137H66ZM85 136H83V138L82 139H85V143H88V142H86V137ZM103 136V137H104ZM136 136V137H135ZM208 136V137H207ZM258 136H260V135H258ZM7 137V136H6ZM17 137V136H16ZM15 137V138H16ZM34 137H36V136H34ZM33 137V138H34ZM38 137V136H37ZM55 137V136H54ZM76 137H73L74 138V140L76 139ZM101 137V136H100ZM103 137H101V138H103ZM112 137V136H111ZM111 137H108V138H111ZM113 137H114V135H113ZM123 137V136H122ZM137 137H139V138H137ZM216 137V136H215ZM230 137H232V136H230ZM229 137V138H230ZM235 137H236V135H235ZM19 138H20V136H19ZM28 138V137H27ZM27 138H25V139H27ZM31 138H32V136H31ZM42 138V137H41ZM69 138V137H68ZM67 138V139H68ZM97 138H98V140L100 139L99 138V136H97ZM116 138L117 137H115L114 138V140L116 141ZM124 138V137H123ZM143 138H141V139H143ZM166 138V139H165ZM224 138V137H223ZM262 138H264V137H262ZM261 138V139H262ZM2 139V138H1ZM37 139V138H36ZM47 139V138H46ZM59 139V138H58ZM161 139V140H162ZM221 139V138H220ZM231 139V138H230ZM235 138H232V140H234ZM22 140V139H21ZM20 140V141H21ZM31 140V139H30ZM42 140V139H41ZM49 141H50V139H48ZM55 140V139H54ZM63 140H65V138H63ZM77 140V139H76ZM110 140V139H109ZM113 140V139H112ZM118 140V139H117ZM160 140V141H161ZM188 140H190V141H188ZM222 140V139H221ZM223 140H225V139H223ZM258 140H260V139H258ZM2 141H3V139H2ZM5 141V140H4ZM8 141H9V138H8ZM7 141V142H8ZM35 141V140H34ZM43 141V140H42ZM42 141H40V142H42ZM47 141V140H46ZM49 141H48V144H49ZM71 141V140H70ZM69 141V142H70ZM84 141V140H83ZM115 141H113V142H115ZM134 141V140H133ZM140 141V140H139ZM153 141V140H152ZM173 141L174 142H176L175 144L173 143ZM190 144V145H187L186 143L187 142ZM191 141H192V143H191ZM236 141V140H235ZM22 142V141H21ZM26 142V141H25ZM33 142V141H32ZM39 142V141H38ZM51 142V141H50ZM74 142V141H73ZM76 142V141H75ZM98 142H100V141H98ZM97 142V143H98ZM103 142V141H102ZM122 142H124V141H122ZM148 142V143H149ZM165 142H162V144L163 143H165ZM171 144H173V145H171ZM199 142V143H198ZM220 142V141H219ZM239 142V141H238ZM237 142V143H238ZM262 142H264V141H262ZM43 143V142H42ZM45 143V142H44ZM59 143V142H58ZM61 144H62V141L60 142ZM76 143H79V142H76ZM83 143V142H82ZM84 143V144H85ZM101 143V142H100ZM104 143V142H103ZM126 143V142H125ZM127 143H129L128 141H127ZM140 143V142H139ZM145 143V142H144ZM143 143V144H144ZM151 143V142H150ZM0 144H2V142L0 143ZM3 144H5V143H3ZM23 144V143H22ZM55 144V143H54ZM66 143H64V145H65ZM69 144V143H68ZM89 145H91V142L90 143H88ZM86 145V147H88L89 145ZM99 144V143H98ZM115 144V143H114ZM121 144V143H120ZM155 144V143H154ZM161 144V143H160ZM204 144H203V146H204ZM18 145V144H17ZM32 145V144H31ZM46 146H47V144H45ZM60 145V144H59ZM63 145V146H64ZM70 145V144H69ZM81 145V146H80ZM122 145V144H121ZM126 145V144H125ZM128 145V144H127ZM130 145V144H129ZM128 145V146H129ZM131 145H132V143H131ZM136 144H135V142H134V146H135ZM151 145H153V144H151ZM208 145H209V141H208ZM212 145V144H211ZM2 146V145H1ZM5 146V145H4ZM22 146V145H21ZM25 146V145H24ZM27 146V145H26ZM50 146V145H49ZM54 146V145H53ZM68 146V145H67ZM66 146V147H67ZM77 146H80V148L79 147H77V148H79V150L81 151V147H82V144H79V145H77ZM115 146V145H114ZM114 146H113V149H114ZM140 146V145H139ZM142 146H144V145H142V143H141V148H142ZM166 146V145H165ZM171 146H173V147H171ZM192 146V147H191ZM200 146V145H199ZM202 146V147H203ZM210 146V145H209ZM227 146H229V145H227ZM239 146V145H238ZM242 146V145H241ZM30 147V146H29ZM44 147V146H43ZM92 147V146H91ZM91 147H90V149H91ZM97 147V146H96ZM130 147V146H129ZM133 147V146H132ZM169 147H171V148H169ZM177 147V148H176ZM190 147V148H189ZM205 147V146H204ZM203 147V149L205 150V148ZM211 147V146H210ZM31 148V147H30ZM39 148V147H38ZM47 148H49V147H46L45 148V150L47 151ZM54 148V147H53ZM89 148V147H88ZM110 148V147H109ZM109 148H108V150H109ZM120 148V147H119ZM126 148V147H125ZM137 148H139V147H137ZM144 148V147H143ZM142 148V150L141 151H143V150H145V148L143 149ZM163 148V147H162ZM201 148V147H200ZM223 148V147H222ZM229 148V147H228ZM3 148L1 147V149L0 150H2ZM41 149V148H40ZM52 149V148H51ZM59 149H60V146H59ZM63 149H65V148H63L62 147V150ZM67 149V148H66ZM83 149V148H82ZM89 149V150H90ZM105 149H107V148H105ZM111 149V148H110ZM127 149V148H126ZM131 149V148H130ZM156 149V148H155ZM195 149V150H194ZM197 149V150H198ZM224 149V148H223ZM242 149V148H241ZM5 150H6V148H5ZM56 150V149H55ZM62 150H61V152H62ZM94 150V149H93ZM108 150H107V152H108ZM121 150V149H120ZM123 150V149H122ZM132 150H133V148H132ZM140 150V149H139ZM138 150V151H139ZM157 150H159V149H156V152H157ZM169 150V151H170ZM172 150V151H173ZM208 150V149H207ZM225 150H226V148H225ZM229 150V149H228ZM231 150V149H230ZM42 151V150H41ZM40 151V152H41ZM64 151H66V150H64ZM86 151V149H84V152ZM96 151V150H95ZM98 151H99V149H98ZM112 151V150H111ZM119 150H117L116 151V153L118 152ZM129 151V150H128ZM146 151V150H145ZM165 151V150H164ZM175 151V150H174ZM243 151V150H242ZM3 152H5V151H3ZM7 152V151H6ZM32 152V151H31ZM39 152V151H38ZM57 152H60V150H58ZM60 152V153H61ZM67 153H68V151H66ZM83 152V153H84ZM88 152V151H87ZM91 151H89L88 153H90ZM93 152V151H92ZM106 152V153H107ZM113 152V151H112ZM121 152V151H120ZM124 152V151H123ZM198 151H196V153H197ZM227 152H229V151H227ZM244 152V151H243ZM248 153H249V151H247ZM45 153V152H44ZM47 153V152H46ZM63 153V152H62ZM83 153H81L80 152V154L82 155ZM87 153V154H88ZM114 153V152H113ZM125 153V152H124ZM123 153V154H124ZM134 153H135V156L134 157H136V155H137V153H136V151H134ZM146 153H147V151H146ZM146 153H143V155H141L140 153L137 155V157L140 155V157H142L143 156V159H142V161L141 162H145V163H147L148 161L147 160H144V159H147V154ZM158 153H160L161 154V152H158ZM195 153V154H196ZM204 153V152H203ZM232 153H233V150H232ZM252 153V154H251ZM58 154V153H57ZM65 154V153H64ZM92 154V153H91ZM102 154V153H101ZM146 154V155H145ZM165 154V153H164ZM27 155H29V154H27ZM34 155V154H33ZM56 155V154H55ZM105 155V154H104ZM112 156L111 157H113L114 155L113 154H111ZM126 155V154H125ZM145 155V156H144ZM165 155H167V154H165ZM197 155H198V153H197ZM206 155V154H205ZM215 155V154H214ZM226 155H228L227 153H226ZM231 155V154H230ZM243 155H245V153L243 154ZM36 156V155H35ZM39 156H41L40 154H39ZM44 156V155H43ZM43 156H41V158L43 157ZM68 156V155H67ZM88 156V158L90 157V155L88 154L87 155ZM96 156H98V159H99V157H100V159H101V155L99 156V153H98V155L96 154ZM105 156H107V155H105ZM127 156V155H126ZM168 156V155H167ZM190 156V157H189ZM240 156V155H239ZM50 157V156H49ZM70 157V156H69ZM94 157V156H93ZM108 157V156H107ZM119 157V156H118ZM123 157V156H122ZM122 157H121V160H122ZM129 157V156H128ZM132 157V156H131ZM131 157H129V158H131ZM190 159H189V158ZM197 157V156H196ZM244 157H242L243 159H244ZM38 158V157H37ZM40 158V157H39ZM48 158V157H47ZM51 158H53V157H51ZM51 158H50V160H51ZM56 158H58V157H56ZM91 158V157H90ZM89 158V159H90ZM115 158V157H114ZM125 158V157H124ZM170 158V157H169ZM212 158H214L213 156H212ZM231 158H233V157H231ZM236 158V157H235ZM234 158V159H235ZM238 158H240V157H238ZM31 159H33V157H31ZM59 160H60V155H59V158H58ZM72 159V158H71ZM96 159V161H97V158H95ZM171 159H173V157L172 158H170V160ZM187 159H189V161L191 162V163H187ZM209 159H210V157H209ZM35 160H36V158H35ZM40 160V159H39ZM43 160V159H42ZM41 160V161H42ZM45 160V159H44ZM102 160V159H101ZM111 160H113V158L111 159ZM125 160H127V159H125ZM144 160V161H143ZM175 160L176 159H173V163L174 164H176L175 163ZM178 160V166L180 165V161ZM192 160V161H191ZM197 160H198V157H197ZM196 160V161H197ZM228 160H233V159H228ZM237 160V159H236ZM239 160H241V159H239ZM245 160V159H244ZM243 160V162H245ZM73 161V160H72ZM94 161V160H93ZM105 161H108V160H105ZM110 161V160H109ZM108 161V162H109ZM118 162H119V160H117ZM147 161V162H146ZM177 161V160H176ZM199 161V160H198ZM197 161V162H198ZM229 161V163H232V162H230ZM39 162V161H38ZM51 162V161H50ZM57 162H59V161H57ZM100 162V161H99ZM99 162L97 161V163L99 164ZM112 162V161H111ZM114 162H116V158H115V161ZM117 162V163H118ZM125 162V161H124ZM127 162V161H126ZM126 162H125V165H126ZM131 162V161H130ZM208 162V161H207ZM238 162V161H237ZM4 163H6V162H4ZM106 163V162H105ZM123 163V162H122ZM128 163V162H127ZM234 163V162H233ZM261 164V166L262 165H264V164H262V162H260ZM40 164V163H39ZM49 164V163H48ZM53 164V163H52ZM54 164H55V162H54ZM56 164H58V163H56ZM55 164V165H56ZM74 164H75V162H74ZM94 164H95V161H94ZM119 164V163H118ZM187 164H188V167H187ZM190 164L191 165H193L192 167L190 166ZM198 164V163H197ZM207 164V163H206ZM253 164V163H252ZM107 165V164H106ZM149 165V164H148ZM181 165H182V163H181ZM199 165V164H198ZM209 165V164H208ZM216 165V164H215ZM231 165V164H230ZM243 165H244V163H243ZM248 165H249V163H248ZM259 165V166H260ZM1 166V165H0ZM42 166V165H41ZM100 166V165H99ZM109 166H111L110 164H109ZM119 166L121 167V164H119ZM210 166L211 165H209V166H207L208 167V169H210ZM222 166V165H221ZM220 166V167H221ZM232 166H233V164H232ZM260 166V167H261ZM45 168H47L46 166H44ZM56 167V166H55ZM219 167V166H218ZM259 167V169H262V168H260ZM49 168V167H48ZM52 168V167H51ZM54 168V167H53ZM125 168V167H124ZM123 168V169H124ZM179 168V167H178ZM181 168V167H180ZM182 168H183V166H182ZM198 168H199V166H198ZM215 168V167H214ZM104 169V168H103ZM112 169V168H111ZM122 169V170H123ZM127 169V168H126ZM232 169H233V167H232ZM249 169H251V168H249ZM105 170V169H104ZM103 170V171H104ZM125 170V169H124ZM124 170H123V173H124ZM176 170V169H175ZM195 170V169H194ZM195 170V171H196ZM216 170V169H215ZM218 170V169H217ZM255 170V169H254ZM4 171H5V169H4ZM178 171V170H177ZM187 171V172H188ZM214 170H212V172H213ZM228 171V170H227ZM231 171V170H230ZM234 171H235V169H234ZM251 171V170H250ZM9 172V171H8ZM7 172V173H8ZM107 172H108V170H107ZM113 172V171H112ZM179 172V171H178ZM177 172V173H178ZM181 172V171H180ZM179 172V173H180ZM185 172V171H184ZM186 172V173H187ZM208 172H209V170H208ZM257 172V171H256ZM261 172H264V171H262L261 170ZM103 173V172H102ZM119 174L121 173V171L120 172H118ZM118 173H116V174H118ZM182 173H183V171H182ZM215 173V172H214ZM213 173V174H214ZM218 173V172H217ZM216 173V174H217ZM221 173H224L223 171L221 172ZM105 174H107V173H105L104 172V176H106ZM190 174V175H189ZM213 174H211V177L213 176ZM249 174V173H248ZM252 174H254V172L252 173ZM4 175V174H3ZM2 175V176H3ZM174 175H176V174H174ZM197 175V174H196ZM195 175V176H196ZM208 175V174H207ZM222 175V174H221ZM221 175H219V176H221ZM250 175V174H249ZM256 175H258V174H256ZM256 175H254V176H256ZM124 178L123 179H126L127 177L125 176V174H123L122 175ZM121 176V177H122ZM178 176V175H177ZM176 176V177H177ZM182 176V175H181ZM197 176H199V175H197ZM223 176V175H222ZM220 177L221 179L223 178V177ZM5 177H6V175H5ZM103 177V176H102ZM171 177V176H170ZM183 177V176H182ZM208 176H206V178H207ZM249 177H251V176H249ZM181 178V177H180ZM180 178H179V180L178 179H176V178H174V179H171L170 180V187L172 188L173 187V189L174 188H176L177 186H182V184H183V179L184 178H181L182 180L180 181ZM186 178V179H187ZM198 178V177H197ZM196 178V180H198ZM206 178H205V181H206ZM209 178V177H208ZM213 179H214V177H212ZM212 178H211V180L210 181H213L212 180ZM220 178L219 179H217L216 178V180H220ZM241 178V177H240ZM252 179H253V176L251 177ZM259 178V177H258ZM117 179V178H116ZM129 179H130V177H129ZM155 179V178H154ZM185 179V180H186ZM210 179V178H209ZM0 180H2V179H0ZM113 180V179H112ZM190 180H194L192 177H190ZM117 181V180H116ZM126 181V180H125ZM150 181V180H149ZM205 181H204V183H205ZM209 181V182H210ZM223 181V180H222ZM151 182V181H150ZM154 182V181H153ZM156 182V181H155ZM161 181H159V183H160ZM200 182H202V181H200ZM221 182V181H220ZM225 182V181H224ZM1 183V182H0ZM152 183V182H151ZM158 183V185L159 186H156V187H159L158 188V190H160V188H162L163 190H165L163 187L164 186H162V184H161V186H160V184ZM187 183V182H186ZM186 183H185V185H186ZM190 183H191V181H190ZM199 183V182H198ZM198 183H195V184H198ZM203 183V182H202ZM201 183V184H202ZM202 184V185H204V187H206L205 186V184ZM213 183L214 182H212V183H209L208 184V187L207 188H214V186L215 185H213ZM223 183V182H222ZM240 183V182H239ZM107 184V183H106ZM114 184V183H113ZM112 184V185H113ZM126 184V183H125ZM142 184H143V182H142ZM200 184V183H199ZM215 184V183H214ZM221 184V183H220ZM224 184V183H223ZM111 185V186H112ZM141 185V184H140ZM152 186H153V184H151ZM156 185H157V183H156ZM185 185H183V188H185ZM193 185V184H192ZM258 185V184H257ZM61 186V185H60ZM65 186V185H64ZM63 186V187H64ZM188 186H189V182H188ZM193 186H195V185H193ZM210 186H213V187H210ZM216 186H218V185H216ZM215 186V187H216ZM220 186V185H219ZM219 186L217 187V188H219ZM258 186H260V185H258ZM73 187V186H72ZM71 187V188H72ZM155 187V188H156ZM190 187V186H189ZM199 188L198 189H200L201 188V186H198ZM261 187V186H260ZM81 188L82 187H77V189H76V192H74V193H76V194H74V195H76V197L74 198V201H72V200H70V201H68V203H70L71 201L74 203V204H72V205H74V208H75V205H77L80 201H82L83 200V198H81V196L79 195V193L81 192ZM84 188H86V187H84ZM83 188V189H84ZM139 188V187H138ZM142 188H143V186H142ZM149 188H150V186H149ZM154 188V189H155ZM195 188V187H194ZM206 188V189H207ZM238 188V187H237ZM61 189V188H60ZM79 189V190H78ZM144 189V188H143ZM205 189V188H204ZM203 189V190H204ZM205 189V190H206ZM215 189V188H214ZM213 189V190H214ZM240 189V190H239ZM238 190L239 191H241V188H239ZM50 190V189H49ZM57 190V189H56ZM65 190V189H64ZM69 190V189H68ZM68 190H67V192H68ZM85 190V189H84ZM83 190V191H84ZM145 190V189H144ZM156 190V189H155ZM155 190H153L152 191V193L153 192H155ZM158 190H156V191H158ZM163 190H161V191H163ZM221 190V189H220ZM224 190V189H223ZM229 190V189H228ZM227 190V191H228ZM237 190V189H236ZM256 190H257V188H256ZM54 191V190H53ZM52 191V192H53ZM59 191V190H58ZM70 191H72L71 189H70ZM189 191V190H188ZM195 191H200V190H196L195 189ZM211 191V190H210ZM214 191H216V189L214 190ZM213 191V192H214ZM219 191V190H218ZM222 191V190H221ZM134 192H136V191H134ZM140 192H141V190H140ZM205 192V191H204ZM204 192H201V197H203V195H202V193L204 194ZM230 192V191H229ZM50 193V192H49ZM54 193V192H53ZM69 193V192H68ZM71 193V192H70ZM145 193V192H144ZM157 193V192H156ZM159 194L160 193H162V192H158ZM235 193V192H234ZM234 193H232V194H234ZM45 194H46V192H45ZM72 194V195H73ZM154 194V193H153ZM152 194V195H153ZM164 194V193H163ZM188 194H191V193H188ZM193 194V193H192ZM199 194V193H198ZM198 194L197 195H193V196H196V197H198ZM209 194H211V193H209ZM220 194V193H219ZM230 194V193H229ZM46 195H48V194H46ZM136 195V194H135ZM139 195V194H138ZM142 195V194H141ZM151 195V194H150ZM155 195V194H154ZM166 195V194H165ZM222 195H225V193H222ZM262 195H264V194H262ZM63 196V195H62ZM67 196V195H66ZM68 196H70V195H68ZM129 196V195H128ZM143 196V195H142ZM141 196V197H142ZM192 196V197H193ZM210 196V195H209ZM212 196V195H211ZM230 196V195H229ZM237 196V195H236ZM260 196V195H259ZM72 197V196H71ZM140 196H139V198H141ZM144 197V196H143ZM141 198V199H143V200H145L146 198H147V195H146V197H145V199L144 198ZM200 197V198H201ZM63 198H64V196H63ZM69 198V197H68ZM67 198V200H69ZM73 198V197H72ZM133 198V197H132ZM152 198V197H151ZM166 198V197H165ZM164 197H163V199H165ZM210 198V197H209ZM209 198H207V199H209ZM225 198H226V195H225ZM258 198V197H257ZM256 198V199H257ZM261 198H262V196H261ZM47 199V198H46ZM136 199H138V198H136ZM135 199V200H136ZM154 199V198H153ZM183 199V198H182ZM202 199V198H201ZM207 199H205V201H207ZM222 199V198H221ZM223 199H224V197H223ZM66 200V199H65ZM66 200V201H67ZM143 200H141L140 201V199H139V201H140V204H142L143 203ZM158 200V199H157ZM174 200H176V199H174ZM189 200V199H188ZM193 202L192 203H194L196 200V202L195 203H197V205L195 204V205H193L192 207H193V209H199V205L201 204H204V202H202L200 199H196L195 200V197H193ZM211 200H214V199H212V197H211V199H210V202H211ZM118 201V200H117ZM138 201V200H137ZM191 201V200H190ZM199 201H201V202H199ZM204 201V200H203ZM255 201V200H254ZM43 202V201H42ZM71 202V203H72ZM86 203H87V201H85ZM123 202H124V200H123ZM128 202V201H127ZM134 202V201H133ZM132 202V203H133ZM142 202V203H141ZM158 202V201H157ZM161 202V201H160ZM208 203H209V200L207 201ZM49 203V202H48ZM71 203H70V205H71ZM85 203V204H86ZM110 203V202H109ZM120 203H122L121 201H120ZM136 203V202H135ZM177 203V202H176ZM190 203V202H189ZM208 203H207V205H208ZM213 203H214V201H213ZM238 203V202H237ZM237 203H235V204H237ZM113 204V203H112ZM117 204V203H116ZM123 204V203H122ZM122 204H120L121 206H122ZM137 205L139 204V203H136ZM162 204H163V202H162ZM162 204L160 205L161 207H162ZM234 204V205H235ZM239 204V203H238ZM259 204H260V202H259ZM125 205H127V204H123V206L121 207L122 208V211H124V210H126L127 208H125ZM130 205V204H129ZM133 205V204H132ZM148 205V204H147ZM146 205V207H148ZM156 206H157V204H155ZM164 206L165 205H167V203L166 204H163ZM212 205V204H211ZM262 205H264V204H262ZM103 206V205H102ZM139 206V205H138ZM152 206H153V204H152ZM156 206H154V211L153 210H151V208H150V210H151V212L153 211V213L156 211L155 210V207ZM231 206V205H230ZM230 206H228L229 207V209H230ZM240 206H241V204H240ZM72 207V206H71ZM101 207V206H100ZM116 207V206H115ZM118 207H119V205H118ZM142 207H143V204H142ZM161 207H160V209L158 210V211H161ZM166 207H168V206H166ZM165 207V210L167 209ZM170 207V206H169ZM177 209H176V213H177V211H181V212H184V213H186L187 211H188V204H187V200H179V202H178V204H177ZM228 207H227V209H226V211H228ZM233 207V206H232ZM231 207V208H232ZM242 207V206H241ZM125 208V209H124ZM141 208V207H140ZM171 208V207H170ZM205 208H206V206H205ZM209 207L207 206V209H208ZM210 208H211V206H210ZM50 209V208H49ZM72 209V208H71ZM117 209V208H116ZM120 209V208H119ZM143 209V208H142ZM145 209V208H144ZM148 209V208H147ZM206 209V211L208 212V210ZM224 209V208H223ZM84 210V209H83ZM127 210H129V209H127ZM126 210V211H127ZM149 210V211H150ZM162 210H163V208H162ZM164 210V211H165ZM171 209H168V219H169V216L170 217H172V215L175 217V215H174V212H173V214L172 215H170V211ZM236 210V209H235ZM70 211V210H69ZM107 211V210H106ZM117 211V210H116ZM126 211H124V212H126ZM133 211H134V209H133ZM148 211V210H147ZM164 211H163V213H164ZM167 211V210H166ZM166 211H165V214H166ZM226 211L224 212V213H226ZM233 211V210H232ZM101 212V211H100ZM108 212V211H107ZM106 212V213H107ZM124 212L122 213L123 215H125L124 214ZM33 213V212H32ZM59 213H60V211H59ZM69 213L70 212H68L67 211V214L69 215ZM110 213V212H109ZM127 213V212H126ZM157 213V212H156ZM163 213H161V214H163ZM204 213V212H203ZM203 213L201 212V214L203 215ZM67 214H66V212H65V215L67 216ZM71 214V213H70ZM149 214V213H148ZM152 214V213H151ZM150 214V215H151ZM160 214V213H159ZM200 214V215H201ZM230 214V213H229ZM237 214V212L235 213V215ZM240 214V213H239ZM32 215V214H31ZM61 215V214H60ZM64 214L63 215H61V216H65ZM107 216L109 215L108 213L106 214ZM120 215V214H119ZM127 215V214H126ZM125 215V216H126ZM150 215H148V216H150ZM177 215V214H176ZM204 215H206V214H204ZM234 215V216H235ZM241 215V214H240ZM70 216V215H69ZM89 216H91V215H89ZM117 216H118V214H117ZM124 216V217H125ZM157 216V215H156ZM209 216V215H208ZM230 216H231V214H230ZM144 217V216H143ZM151 217V216H150ZM160 217V216H159ZM174 217H172V219H174ZM205 217V216H204ZM238 217H239V215H238ZM31 218H33V217H31ZM147 218V217H146ZM180 218V217H179ZM203 218V217H202ZM201 218V219H202ZM234 218V217H233ZM58 219H60V218H58ZM64 219V218H63ZM88 216L86 217V216H83V217H80V219H78V220H76V221H72L71 220V222H67V224L68 225H71V224H74V225H78V226H83L84 224H86L87 222H88ZM90 219H92V217L90 218ZM108 219V218H107ZM106 219V220H107ZM130 219V218H129ZM151 219V218H150ZM156 219V218H155ZM181 219V218H180ZM185 219V218H184ZM237 219V218H236ZM99 220V219H98ZM119 220H121V219H119ZM131 220H132V218H131ZM136 220V219H135ZM164 220V219H163ZM170 220H171V218H170ZM203 220V219H202ZM94 221V220H93ZM177 221V220H176ZM204 221V220H203ZM124 222V221H123ZM169 223L171 222V221H168ZM172 222H174V221H172ZM179 222V221H178ZM100 223V222H99ZM165 223H166V221H165ZM175 223V222H174ZM174 223H172V225H174ZM180 223V222H179ZM183 223V222H182ZM233 223V222H232ZM261 223H262V221H261ZM261 223H259V224H261ZM126 224V223H125ZM156 224V223H155ZM171 224V223H170ZM176 224H178V223H176ZM190 224V223H189ZM206 224V223H205ZM208 224V223H207ZM123 225V224H122ZM163 225V224H162ZM166 225H168L167 223H166ZM182 225H184V224H182ZM245 225V224H244ZM109 226V225H108ZM155 226V225H154ZM156 226H158V225H156ZM207 226V225H206ZM104 227V226H103ZM172 226H169V228H171ZM174 227V226H173ZM182 227V226H181ZM184 227H187V226H183L181 229L183 230L184 229V231H185V228ZM190 227H192V226H190ZM9 228V227H8ZM105 228V227H104ZM149 228V230H152V229H150V226L148 227ZM155 228V227H154ZM165 228V227H164ZM176 228V227H175ZM172 229L173 231L175 230L176 231V229H177V231H178V228H176V229ZM188 228V230H189V227H187ZM187 228H186V230H187ZM167 229V228H166ZM170 229V230H171ZM194 229V228H193ZM70 230V229H69ZM107 230V229H106ZM141 230V229H140ZM144 230V229H143ZM146 230V229H145ZM163 230V229H162ZM169 231V229H168V231H169V233H168V236L169 235H171V236H169V238H172V240L173 241H171V239H169L168 237H165V240L166 239H168V240H166L167 241V243H165L166 241L165 240H163L164 239V236L165 235H167V233H161V230L158 232L159 233V236L157 237V235H158V233L157 234H151V235H156V237L157 238H159V239H161V237H162V243H161V241L159 240V239H154V241H152V243H150V244H157L158 246L160 245V244H162V247H165V245L167 246V244H171L170 246L172 247V244L174 245V247L175 246H177L178 248H179V246H181L180 244H182L181 243V241H179V240H181V239H183V238H178V237H181V236H179L178 234H179V231H180V233H181V230L179 229V231H178V234L177 233H175V235H177V238H176V236H175V239H174V236H172V234H170V232L172 233L173 231ZM187 230V235H186V237L188 236V235H191V234H189V233H193V231L195 232V230H193V231H191V228H190V230L188 231ZM5 231V230H4ZM65 231V230H64ZM72 231V230H71ZM135 231V230H134ZM142 231V230H141ZM154 231V230H153ZM152 231V232H153ZM158 231V230H157ZM166 231V230H165ZM164 231V232H165ZM168 231H166V232H168ZM197 231V230H196ZM70 232V231H69ZM140 232V231H139ZM149 232V231H148ZM156 232V231H155ZM163 232V231H162ZM183 232V231H182ZM6 233V232H5ZM66 233V232H65ZM64 233V234H65ZM73 233V232H72ZM76 233V232H75ZM115 233V232H114ZM143 233H145V232H143ZM174 233V232H173ZM184 233H186V232H183V234ZM146 234H148L147 232L145 233V235ZM160 234H163V235H161V237H160ZM60 236L62 235L61 233L59 234ZM59 235H57V236H59ZM142 235V234H141ZM181 235H182V233H181ZM226 235V234H225ZM63 236V235H62ZM69 236V235H68ZM183 236V235H182ZM70 238L69 239H71V237H73V236H69ZM98 237V236H97ZM155 237V238H156ZM185 235H184V240H185ZM61 238V237H60ZM68 238V237H67ZM57 239V238H56ZM73 239V238H72ZM71 239V241H74L75 242V240H72ZM81 239V238H80ZM96 239V238H95ZM176 239L179 241V243H178V241L176 242ZM189 239V238H188ZM61 240V239H60ZM67 240V239H66ZM65 240V241H66ZM102 241H103V239H101ZM174 240H175V242H174ZM183 240V245H184V242L186 243V240L184 241ZM58 241V240H57ZM68 241H70V240H68ZM77 241V240H76ZM82 241V240H81ZM92 241V240H91ZM104 241H105V239H104ZM163 241H165L164 243H163ZM188 241V240H187ZM191 241V240H190ZM189 241V242H190ZM55 242V241H54ZM79 242V241H78ZM77 242V243H78ZM172 242V243H171ZM59 243V242H58ZM179 244V245H175V244ZM196 243V242H195ZM200 243V242H199ZM71 244V243H70ZM82 244H84V243H82ZM95 244H98V243H95ZM188 244V243H187ZM191 244V243H190ZM105 245H106V243H105ZM141 245V244H140ZM152 245H149V246H152ZM156 245V246H157ZM83 246V245H82ZM107 246V245H106ZM143 246V245H142ZM161 246V245H160ZM159 246V247H160ZM83 247H86V246H83ZM82 247V248H83ZM145 247H147V246H145ZM169 246H167L166 248H168ZM186 247V246H185ZM187 247H189V246H187ZM186 247V248H187ZM35 248V247H34ZM57 248V247H56ZM77 248V247H76ZM101 248V247H100ZM101 249H103V248H101ZM145 249H149L148 247L147 248H145ZM150 249H151V247H150ZM149 249V250H150ZM160 249H161V247H160ZM183 249H184V247H183ZM32 250H35V249H32ZM39 250V249H38ZM38 250H37V252H38ZM42 250V249H41ZM75 250V249H74ZM86 250V249H85ZM100 250V249H99ZM149 250H146L147 251V253L149 252ZM164 250H165V248H164ZM179 250V249H178ZM185 250V249H184ZM151 251V250H150ZM160 251H162V250H160ZM182 251V250H181ZM100 252H102V251H100ZM105 252V251H104ZM107 252H109V251H107ZM158 252H159V250H158ZM65 253V252H64ZM86 253V252H85ZM151 253V252H150ZM149 253V254H150ZM69 254V253H68ZM149 254H147V255H149ZM66 255V254H65ZM151 255V254H150ZM104 256V255H103ZM160 256V255H159ZM162 256V255H161ZM67 257V256H66ZM155 257V256H154ZM85 258V257H84ZM95 258V257H94ZM158 258V257H157ZM156 258V259H157ZM161 257H159V259H160ZM162 258H163V256H162ZM177 258V257H176ZM175 258V261L177 260ZM262 258H264V257H262ZM70 259V258H69ZM72 259V258H71ZM145 259H146V257H145ZM155 259V260H156ZM4 260V259H3ZM94 260V259H93ZM105 261H106V258L104 259ZM109 260V259H108ZM107 260V261H108ZM122 260V259H121ZM150 260H151V257H150ZM164 260V259H163ZM162 259H160V261H162V262H165V260L163 261ZM5 261H7V260H5ZM85 261H86V259H85ZM87 261L89 262V260L87 259ZM104 261V262H105ZM157 261V260H156ZM167 261V260H166ZM208 261V260H207ZM4 262V261H3ZM2 262V263H3ZM7 262H9V261H7ZM6 262V263H7ZM103 262V263H104ZM159 262V261H158ZM85 263V262H84ZM94 263V262H93ZM93 263H91V264H93ZM153 263V262H152ZM157 263V262H156ZM177 264H179L178 262H176ZM175 263V264H176ZM81 264V263H80ZM108 264H110V263H108ZM182 264V263H181Z\"/></svg>",
  "mask_w": 264,
  "mask_h": 264
}]
</instances>
